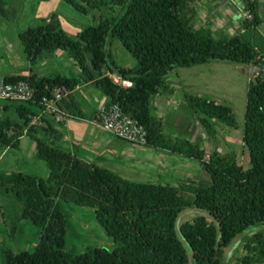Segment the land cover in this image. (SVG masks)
<instances>
[{
  "label": "trees",
  "instance_id": "1",
  "mask_svg": "<svg viewBox=\"0 0 264 264\" xmlns=\"http://www.w3.org/2000/svg\"><path fill=\"white\" fill-rule=\"evenodd\" d=\"M65 1L83 14L106 5L104 0H83L84 4ZM110 1L120 8V16L87 27L76 38L63 29L57 14L19 35L30 63L64 52L73 59L80 76L55 73L3 79L30 83L36 98L28 105L9 103L17 105L19 120L0 118V148L20 150L29 128L36 155L49 168L45 179L19 171L0 175V186L23 203L22 220L41 230L33 251L5 250V264H224L226 251L247 235L235 264H264V230L249 234L264 226V35L260 31L264 19L260 1L239 0L245 13L243 31L233 36L194 27L197 5L204 0ZM19 16L8 0H0L2 21L16 23ZM111 38L118 39L136 59V69L117 65L107 52ZM213 61L254 64L261 70L248 90L243 139L251 164L247 170L238 165L232 152L215 149L208 155L201 142L167 135L163 120L151 114L153 96L160 91L175 92L167 81L170 73ZM112 73L130 79L133 86L116 85L108 75ZM83 82L93 83L108 97L106 105L119 104L145 126L146 147L199 162L210 182L205 186L186 182L178 187L130 182L59 148L63 134L51 123L41 130L46 139L37 137L39 130L30 126V115L53 90L66 88L71 92L60 103L66 115L87 119L73 94ZM184 101L187 113L209 139L217 137L212 121L236 128L231 107L193 94H185ZM60 200L94 209L97 221L118 247H96L79 255L68 252V222ZM188 210L201 214L180 225V216ZM12 230L16 234L17 226Z\"/></svg>",
  "mask_w": 264,
  "mask_h": 264
},
{
  "label": "rangeland",
  "instance_id": "2",
  "mask_svg": "<svg viewBox=\"0 0 264 264\" xmlns=\"http://www.w3.org/2000/svg\"><path fill=\"white\" fill-rule=\"evenodd\" d=\"M20 12L16 23H7L0 19V80L15 74L30 75L31 69L40 77H49L55 73H66L69 76L77 77L80 74L75 62L68 55L69 60L74 64V74L70 73L68 67L55 56L50 55L45 59L30 63L19 40V35L30 27H36L49 20L52 15L60 17L63 29L76 38L80 32L90 26L98 25L102 20H113L120 16L119 7L113 6L110 0H104L106 5L101 9L90 11L88 14L76 10L65 0H8ZM84 4L83 0H76ZM260 1V10L264 19V0ZM198 14L194 21L196 29H210L220 32V35L233 36L243 31L242 20L245 13L239 0H204L197 5ZM264 35V23L260 28ZM107 52L120 67L136 69V59L124 48L122 43L111 38L108 42ZM67 58V57H65ZM60 60V59H59ZM67 63V62H65ZM26 69V70H23ZM260 68L254 64L242 65L232 62L213 61L207 65L194 68H178L167 76L168 82L179 84L175 99L178 105L179 117L186 119H174V126L189 129L186 125L187 114L183 113L186 103L185 94L200 95L210 98L223 105L231 107L235 115L236 128L229 127L225 123L212 121L217 130V137L209 139L208 134L202 130V142L207 154L210 155L215 149L222 153L232 152L235 154L238 165L244 170L251 167L249 153L244 144V128L246 123V109L248 103V90L250 83L254 82L260 73ZM68 72V73H67ZM77 75V76H76ZM99 92V91H98ZM94 93L91 88H83L77 92L76 99L79 101L83 111L90 119L95 108L101 107L107 97L103 93ZM159 98L158 112L168 114L171 96L162 94ZM4 102V101H3ZM2 103V101H0ZM8 103V102H5ZM12 107L10 117L18 121L16 107ZM175 106V105H174ZM177 108V107H176ZM152 110L155 112L154 106ZM174 112V111H173ZM156 113V112H155ZM0 118L2 109L0 110ZM84 126L88 123H83ZM90 126V125H89ZM101 137H106L105 142L121 148L120 156L114 158L106 152L100 155L98 165L110 169L130 182L149 184H168L178 187L186 182H192L197 186H205L210 182V176L203 170L199 162L179 155L171 154L162 150H151L146 147L136 149L134 152H142L154 156L155 152L168 154L172 157L167 159L164 156L152 158L148 161L130 162L125 152L128 142L118 140L110 136L106 131L91 126ZM43 127H38L37 137L46 139ZM193 128V127H191ZM29 128H26V136L22 138L20 150L0 148V175L10 174L19 171L26 174L36 175L40 178H47L49 168L45 162L36 155V143L30 138ZM209 157V156H208ZM60 208L67 216L68 234L66 250L73 255H79L88 249L103 247L114 250L118 245L105 232L104 228L97 221L94 209L78 206L73 202L59 201ZM23 203L13 193H7L0 186V264H5L4 252L11 249L16 253L33 251L39 243L41 230L31 222L22 220ZM198 211L184 213L179 219V224L193 222L198 216ZM17 226L16 234L13 227ZM264 226L252 229L253 232L263 231ZM248 237L245 236L237 241L234 247L228 252L224 264H235L242 255L243 243Z\"/></svg>",
  "mask_w": 264,
  "mask_h": 264
},
{
  "label": "crops",
  "instance_id": "3",
  "mask_svg": "<svg viewBox=\"0 0 264 264\" xmlns=\"http://www.w3.org/2000/svg\"><path fill=\"white\" fill-rule=\"evenodd\" d=\"M48 56H50V55H44L43 57H41L39 59V61L45 59ZM53 56H55L56 59L58 57H60L59 58L60 60L58 59L59 62L62 61L61 59H63L62 63L64 65H66L65 68L68 67V70L70 71V73L74 74L76 72V70H74V68H75L74 64L69 60L67 53L58 52V53L54 54ZM65 57H67V58H65ZM39 61H37V63ZM65 62H67V63H65ZM23 70H26V69H23ZM30 73L39 76L37 73L33 72V69H31ZM59 74L64 75V76H68V77H74V75H70L69 76L66 73H64V74L63 73H59ZM15 75H17V74H15ZM19 75L20 76H27V75H23V74H19ZM79 76H80V74H78L77 77H79ZM168 83L175 89V92L174 93H168L166 91H160L158 94L153 96L152 99H151V102H150L151 114L153 116H155L157 119L163 120L164 125H165V133L167 135L174 136V137H179V138L189 139L193 143L202 142V139H203V137L201 136L202 128L187 113L186 107H185V110L183 109V113L185 115L187 114L188 118L191 119L192 121H194V123H192L190 120H186V123H187L186 125L191 126L193 128L190 127L189 129H187V128H179V127L174 126V122H175L174 119L175 118L186 119V118L179 117V115H177V113H178L177 112L178 111V105L176 104L175 99H173L174 96L176 95L178 89H180L182 87L179 84H177V83H173V82H168ZM83 88H85V89L91 88L94 93H96L98 91H99L98 93H102L100 90H98L95 87V85L93 83L83 82L76 89V91L73 93L75 98H76L77 92L81 91ZM162 94H168V95L171 96V101H170V104H169L170 112L168 114L158 112V108H159V98L158 97H161ZM207 99L212 100L210 98H207ZM109 101L110 100L107 97V101L102 106L106 105ZM77 102L79 103V101H77ZM9 105H10L9 103H5L3 101H2V103H0V110L2 109L3 117H7V116L10 115V112L12 111L13 108L10 107ZM152 106H154L156 113L152 110ZM101 107H97V108L94 109L90 119L88 117H87V119H76V118H72L71 117L66 122L65 125L56 126V128L59 131H61L62 134H63L62 139L58 141V147L66 150V151H69V152H71V153H73V154H75L77 156H79L80 158H82L83 160H85L88 163H93V164H96V165H98V163L96 161L97 160L100 161V159H101L100 155L104 154L106 152L110 153L114 158L117 159V157L120 156V154H121L120 153L121 152V148L116 147L114 145H111L110 143L109 144L106 143L105 142L106 137H101L98 134V132H96V130L91 127V126L96 127L95 125H93L92 121L96 118V115H97V113H98V111H99V109ZM83 123H88L90 126L87 125V124L84 126ZM96 128H98V127H96ZM109 135L112 136L111 134H109ZM112 137H114V136H112ZM114 138H116V137H114ZM116 139H118V138H116ZM118 140H120V139H118ZM21 142H22V139H21ZM131 145H132V147L131 146H127L126 147L127 150L125 151V152H127L125 154L127 155V158H128V160L130 162L134 161V163H137L138 160L139 161H148V160H150L152 158H157V157H160V156H164L166 158L168 157L167 159H170V157H172V156H170L168 154L167 155L166 154H162L161 152H158V151L155 152L154 156L146 155V154H143L142 152L136 153V152H134V150L141 149V147H146V146H136V145H133V144H131ZM146 148L147 149H151V150H156L155 148H148V147H146ZM158 150H161V149H158ZM162 151H164V150H162ZM99 166H100V164H99Z\"/></svg>",
  "mask_w": 264,
  "mask_h": 264
},
{
  "label": "built area",
  "instance_id": "4",
  "mask_svg": "<svg viewBox=\"0 0 264 264\" xmlns=\"http://www.w3.org/2000/svg\"><path fill=\"white\" fill-rule=\"evenodd\" d=\"M108 75L116 85L122 88L127 89L133 86L130 79H125L118 73ZM70 93L68 89L60 88L51 91V97H43L42 107H34L33 114L30 115V126L45 127L48 123L55 127L65 125L71 117L62 111L60 103ZM35 98L36 90L30 83L25 81L7 83L0 80V101L28 105ZM92 123L112 136L130 144L146 146L148 143L145 126L132 115L125 113L119 104L102 106Z\"/></svg>",
  "mask_w": 264,
  "mask_h": 264
},
{
  "label": "water",
  "instance_id": "5",
  "mask_svg": "<svg viewBox=\"0 0 264 264\" xmlns=\"http://www.w3.org/2000/svg\"><path fill=\"white\" fill-rule=\"evenodd\" d=\"M189 211H196V210H188V211H185L184 213L189 212ZM184 213H183V214H184ZM183 214H182V215H183ZM182 215H181V216H182ZM181 216H180V218H181ZM180 218H179V219H180ZM241 238H243V237H242V236L239 237V238L234 242V245H235V244L237 243V241L240 240ZM229 251H230V249H228V250L226 251L227 254H228Z\"/></svg>",
  "mask_w": 264,
  "mask_h": 264
}]
</instances>
